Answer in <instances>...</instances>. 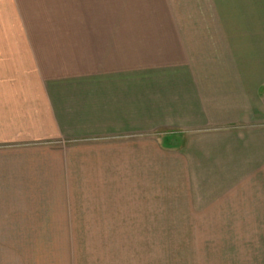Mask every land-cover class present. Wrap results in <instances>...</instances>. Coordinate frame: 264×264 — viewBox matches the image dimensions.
<instances>
[{"label": "crops", "instance_id": "crops-1", "mask_svg": "<svg viewBox=\"0 0 264 264\" xmlns=\"http://www.w3.org/2000/svg\"><path fill=\"white\" fill-rule=\"evenodd\" d=\"M118 4L224 7L207 26L1 43L0 208L52 225L175 224L181 264H264V0H0V19ZM101 208L134 216L88 219Z\"/></svg>", "mask_w": 264, "mask_h": 264}, {"label": "rangeland", "instance_id": "rangeland-1", "mask_svg": "<svg viewBox=\"0 0 264 264\" xmlns=\"http://www.w3.org/2000/svg\"><path fill=\"white\" fill-rule=\"evenodd\" d=\"M52 19H0V44L23 43L42 29L72 27L207 26V4L57 5ZM30 15L31 8L23 10ZM81 12V13H79ZM70 17L61 18V16ZM78 17V18H76ZM31 34V35H30ZM136 210V209H133ZM31 211H38L32 209ZM27 208H0V264H181L175 224L83 223L47 224L46 213ZM43 211V210H42ZM46 212L47 210L44 209ZM88 219H131L127 208L85 209ZM139 212V211H138ZM137 212V213H138ZM136 215V213H135ZM134 216V215H133ZM132 216V217H133ZM41 220L40 222H33ZM56 228V229H55ZM67 238L48 239L51 231ZM186 243V241H185ZM195 256L196 264H224L223 258ZM229 259V257H228ZM223 262V263H222ZM192 257H183V264Z\"/></svg>", "mask_w": 264, "mask_h": 264}]
</instances>
